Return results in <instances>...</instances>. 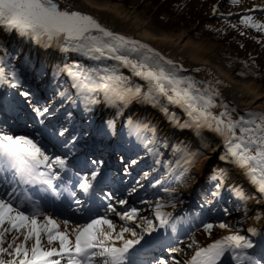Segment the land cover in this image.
I'll return each instance as SVG.
<instances>
[{
	"label": "snow or ice",
	"instance_id": "6c2138e0",
	"mask_svg": "<svg viewBox=\"0 0 264 264\" xmlns=\"http://www.w3.org/2000/svg\"><path fill=\"white\" fill-rule=\"evenodd\" d=\"M231 2L239 4L241 0ZM258 7L264 10V6ZM217 11L218 6H214L213 14ZM253 11L247 9L249 14L243 15L240 23L245 28H254L264 33V21L254 19L250 14ZM0 25L36 41L56 43L64 51L80 52L95 61L116 62L91 70L79 65L66 67L74 77L73 87L79 90L85 103H98L97 96L103 94L107 103L119 107H126L134 99L157 104L161 98L169 104L182 107L189 118L183 124L174 113H168L167 107L163 111L181 128H191L197 132L208 129L220 135L226 149L221 159H228L243 170L264 200V112L249 111L234 118L229 105L217 103L216 98L221 93L210 83L202 84L192 77L181 75L182 65H177L145 43L113 32L92 15L62 8L58 0H0ZM122 67L131 69L134 76L145 81L147 91L142 86L131 85L130 79L119 71ZM4 84L16 88L20 86V79L15 69L8 67L6 70L4 61L0 59V85ZM22 95L27 97L29 93L24 92ZM60 95L64 96L65 93ZM217 107L223 110L214 112L213 109ZM34 111L44 116L48 108H36ZM141 128L154 133V129L146 124ZM65 131H60L59 135L63 136ZM156 143L153 139H147L145 146ZM161 147H167V142ZM148 150L153 152L152 148ZM173 150L183 161L179 174L174 177L178 181L185 175L184 165L190 166L194 160L186 145H174ZM155 154L160 155L158 149ZM92 163L95 165L97 162ZM131 163L135 164L136 161ZM171 164L172 161L167 162V165ZM177 164H180V160ZM57 169H67L65 158L48 155L40 143L29 136L12 135L0 130V173L10 172L14 181L6 193L8 198L0 195V264H129L130 249L141 243L145 233L155 230L153 220L145 218L147 226L142 227L140 233L126 225L117 230L108 213H115L121 221H133L138 215L136 208L121 213L109 203L106 214L98 215L83 224L71 225L68 220H64L61 230V223L52 216L45 215L41 219L39 207L34 205L33 211L26 213L14 206L13 201L19 196L17 184H40L44 186L43 191L59 197L57 182L61 181V171ZM98 175L97 166L90 177L79 178L78 188L87 193ZM225 176L223 170H217L212 177L221 181L216 184L217 189L222 186ZM161 183V180L156 181V184ZM135 190L132 189L133 192ZM233 190L242 200L249 198L242 190ZM163 191L171 195L174 189L164 188ZM214 195H219V192ZM30 199L25 195L19 203L23 204ZM106 199H111L110 193ZM73 202L80 204L79 200ZM116 203L125 204L127 201L121 199ZM164 207L162 203L156 204L155 219L161 227L170 226L174 229L175 223L170 224L171 213L163 211ZM224 211L227 214V209ZM203 227L211 234L214 227L229 229L230 225L223 222L218 225L206 223ZM248 232L255 235L256 229L249 228ZM125 233H130L132 238H125ZM115 241L122 243L117 246ZM188 247L192 248L193 244ZM252 247L253 243L248 236L242 235L239 230H232L206 246L196 245L194 254L186 264H219L225 253L231 254L235 264H260L246 251ZM171 251L179 252L180 249L174 248ZM131 264H135V261L132 260ZM160 264L167 262L160 261Z\"/></svg>",
	"mask_w": 264,
	"mask_h": 264
},
{
	"label": "bare ground",
	"instance_id": "6f19581e",
	"mask_svg": "<svg viewBox=\"0 0 264 264\" xmlns=\"http://www.w3.org/2000/svg\"><path fill=\"white\" fill-rule=\"evenodd\" d=\"M122 1L124 0H58L62 8L68 10H77L92 15L103 26L107 27L113 32L145 43L158 51L162 56L173 60L177 65H182L183 70L180 73L181 75L192 77L202 84L210 83L214 88L218 89L220 93L222 92V94L216 98L217 103L229 105L230 110L233 111L234 118L238 115L246 114L249 111L257 113L264 112V89H262L261 85L256 80L237 79L226 69L224 64L219 63L218 59L220 58V55L214 50L216 45L212 41L197 40L196 36L193 35L190 30L180 29V32H178L179 30L166 31L163 29H156L155 26L152 25L153 23H149L138 14L137 9L127 8ZM127 2L128 0L125 1V3ZM0 36L9 44H16L24 49H31L35 46L34 41H32L29 37L22 35L15 30H8L4 25H0ZM39 47L41 49L40 45ZM47 47L49 49L45 48L42 51L47 52V54H45L51 57L50 60H53L54 57L58 56L65 57L67 53L74 54V52L75 54H78V56L82 55L85 58H89L80 52L64 51L62 47L55 44H51ZM61 60L65 66L66 60L64 58ZM123 68L127 72V76H130L128 77L129 79L131 78L133 81L142 80L141 78L134 76L131 69L126 67ZM196 69L200 70L196 71ZM209 69L212 70V73L208 72ZM38 75L40 76L41 74ZM47 77L48 75H46L44 78ZM63 78L64 80H69L70 84L68 93H65L64 96H55V99L57 100L54 103V109H56L57 113L58 111L64 110L67 107H71L76 112L75 125L77 127L84 123L87 118H91L93 115L98 113H101L102 117L113 115L117 118V128L114 132V141L110 146V149H104L103 153H97V150H94L91 152V154L96 155L97 157H92L90 159H85L87 156L86 153L88 152V150H86L87 147H85L86 149L84 148L85 151H87L86 153L81 151V149L76 150V139L71 138V134L64 133L63 136H60V131L55 132L54 130L47 135V132L49 133V129H45V132H42L41 137L44 145H41V147L45 149L48 155L55 156L58 154V156L62 155L70 158L66 160V170L57 169L58 171H61V181L57 182L58 191L60 193L59 197L54 196L50 192L43 191L44 186L40 184L16 185L17 189L21 188L20 191H22L21 193L24 195L28 196L30 193H32L36 195L37 198H39L34 201H26L28 204H34L36 207H39L41 219L45 215L52 216L53 219L61 223V230H63L62 222L64 220H68L71 225L83 224L99 215L98 207L100 206L102 196H99L98 193L100 192L102 186L107 185L112 188V192L116 191V193L117 190H119V192L132 191L131 188L135 187L134 185L132 186V184H130L128 181L117 180L119 179L118 175H115L113 178L110 177V171L111 164H117L115 155L118 149L121 148V144L124 143L123 136L121 137L119 130L122 127L127 114L133 112L138 118H144L145 122L150 123L151 121L154 125H156L158 128L156 136L165 137L170 143L184 141L191 145L200 146V144H203L206 136L212 137L209 151L195 167V176L193 177L191 174L190 177H185L177 183V187H180L182 195L192 201V203H188L186 201L182 202L179 207L184 208L183 210L190 214L193 213L191 208L193 204V197H196L200 186H204L207 171L212 167H216L218 170H223L224 173H226L225 184L224 188L221 189L219 197L222 199L225 194H230L243 202L245 215L241 220L243 223L242 228H232L230 230L221 229L220 234L217 237H215L213 240H210L209 242H203L201 246H206L207 244L212 243L214 240H218L223 236L228 235L229 231L239 230L242 235L248 236L253 243V247L246 250L248 255L251 256L254 261L261 257L264 259V200L261 199L260 194L256 190L255 186L250 182L249 178L244 174L243 170L239 169L230 160L221 159V157L225 155L226 149L224 140L220 135L208 129H201L199 132H197L191 128L179 127L169 118L168 113H174L180 123L183 124L189 119L185 113V110L178 105L169 104L163 98H161L160 103L157 104L145 102L140 99H134L126 107H119L107 103L103 99V94L102 96L100 94L97 96V99L99 100L98 103L87 104L84 102L83 96L79 93V90L73 87V83L75 82L74 77L71 76L65 68L63 70ZM43 83L46 86L48 85L47 81H44ZM48 88V91L53 90V88L51 89V86ZM0 89L3 91L2 94L0 93V99H4L8 91L5 86L2 87V85H0ZM69 93L70 95H73V98L68 101L65 99ZM13 94L16 95L15 92H13ZM7 95L10 96V94ZM63 100H65L64 103H62ZM47 107L49 108L50 104H48ZM164 107H167L168 113L163 111ZM4 109V107H1L0 109V120L8 126V132L11 134L17 129L22 130L20 129L22 126L15 124V120L12 118L9 112L8 114L4 115ZM217 109V113L223 110L220 107H217ZM18 111L20 115L27 116V113L29 115V111L25 108H19ZM49 112L50 111L48 109V113ZM45 114L47 115V113ZM50 115L51 117L48 118L47 123L48 127H53V123L50 121L53 119L54 114ZM23 116L17 117L20 119V123L25 125V117ZM28 117L29 116H27V118ZM41 118H44V116ZM58 122L59 121L55 122L56 126H58ZM29 124H32V129L34 132L38 130V124L35 125L34 123H30V120ZM45 125L46 122L43 124V126ZM77 127L74 128L76 129ZM26 132L25 134H27ZM19 133L24 134V131H19ZM37 134H39V131L38 133H35L36 136ZM132 144L133 142L130 145L131 148L129 147V151L126 152L130 155H137V161L135 164H146L152 168L145 176H143V179L140 182L147 183L151 177L155 175L157 176L161 172L168 173L167 175L162 176L161 184L155 185L157 190L158 185H164V179L177 174L176 171L171 169L166 171H164L162 168L159 169L155 162L151 163V167L150 162L153 159V154L151 152L141 151L139 149V144L135 141L134 146ZM65 145H68V147H65ZM79 153L81 154L79 155ZM91 154L88 156L91 157ZM95 159L100 160L99 165L101 168L99 169V175L97 176L96 180L92 182V188L87 193H84L83 190L79 189L77 186L78 182H80L79 178L91 176L92 168H88L89 162H93ZM88 160L90 161L88 162ZM82 170H84V172L80 174L79 172H82ZM0 175H3V173H0ZM5 177L9 178L8 184L12 187L14 184L12 174L7 172V174L5 173ZM7 178L0 176V181L6 182ZM112 180H114V183H112ZM163 188L166 187L164 186ZM168 188L170 189V187ZM234 188L242 190L245 196L249 198L242 200L239 196H237L236 192L233 190ZM162 192H164L163 189ZM73 193L74 195H72ZM164 193L165 195L158 199L157 203L164 204L165 207L162 210L171 213V220L174 218L173 220L175 221L177 216H179L178 214L180 213L181 209L177 207H171V203H173L177 197L179 198V196H176V194L173 193H171V195H169L167 192ZM116 195L117 194L115 193H111L110 199V203H112L115 207L119 206V204L116 203ZM132 196L133 197L130 198L131 201L139 199L136 193H134ZM182 198L184 197L182 196ZM74 200H79L80 204H75L73 202ZM150 204H152L151 201H148V205ZM16 207L20 206L16 205ZM20 209L26 211V213H31L33 211V208L27 207H20ZM137 210L138 214L144 212L143 209ZM145 210L152 209H150V207H146ZM54 211H56V213ZM150 215L154 216V212ZM198 215L199 212H196L195 215L186 214L185 216L178 217L180 219L174 222L176 224L174 229L169 226L161 227L159 225L158 229H155L151 233H145L141 243L130 249L129 264H131L132 260L135 261V264H149V262L153 259V255H155L154 251H156L158 247L161 246V243L165 244L168 240L173 241L177 236V233L184 232L187 227H191L193 223H195V219L198 218ZM257 216L260 218L257 219ZM193 217H195V219ZM171 220L170 223L173 222ZM135 222L143 223L145 220L136 219ZM134 227H136L137 232L140 233L143 226L134 223ZM249 228H255L256 234L253 235L251 232H248ZM117 230H119V228H117ZM125 238L131 239L132 237L130 233H125ZM156 240H158L157 243L155 242ZM148 242L151 243V245H147ZM154 242L156 243L155 245ZM115 243L117 246H120L122 242L115 241ZM167 252L172 251L167 250ZM167 260V258H161V261L167 262ZM219 264H235V261L232 260L231 254L227 253L222 261L219 262Z\"/></svg>",
	"mask_w": 264,
	"mask_h": 264
},
{
	"label": "rangeland",
	"instance_id": "374dc122",
	"mask_svg": "<svg viewBox=\"0 0 264 264\" xmlns=\"http://www.w3.org/2000/svg\"><path fill=\"white\" fill-rule=\"evenodd\" d=\"M122 2L129 9H137L138 14L149 23H153L152 25H154L156 29H163L166 31L179 30L178 32H180V29L190 30L191 33L196 36L197 40L212 41L216 45L214 50L220 55V58L218 59L219 63L224 64L226 69L237 79L256 80L261 85L262 89H264V33L257 32L254 28H245L240 23L241 17L249 14L247 9L250 8L254 9V11L250 13L254 19L264 21V10H261L258 7L264 6V0H241L239 4H233L231 0H128V4L125 3V0ZM214 6H218L216 14H213ZM220 13H223L224 15H220ZM229 13H231V15H229ZM233 24L237 25V27H231ZM241 33L244 34L242 35ZM30 39L34 41V45L36 47L34 46V48L31 49H24L19 45L9 44L2 37L0 38V59L4 61L6 70L8 67L14 68L20 79L19 87L12 88L6 84L2 85V87L5 86L8 91L7 94H10V96L6 94L5 98L0 102V107H7L13 114L20 116L18 111L20 107L18 103H20V105H23L25 109L32 114V117L35 120V125H39L36 132L33 131L32 124H28L27 127L30 131L26 132L27 134L19 132L11 134L26 135L35 139L38 143H40V145H44L41 134L42 132H45V129H49V133L47 132V135L54 130L55 132H59L66 129L67 131H65V133L71 134V138L76 139V150L81 149V151L85 152V147L89 145L88 151L92 148V146H94L97 151L110 149V146L114 141V132L117 128L116 116L110 115L102 117V114L98 113L93 115L91 118H87L84 123L77 127L75 125L76 112L71 107H67L57 113L56 109H54V103L57 100L55 99V96H60L61 93H68L70 81L64 80L63 78L64 68L66 69V67L79 65L85 69L91 70L103 67L104 65L114 64L116 62L95 61L91 58H85L82 55L78 56L75 52L74 54L67 53L65 57L58 56L54 57L53 60H50L51 57L47 56V52L42 50L45 48L49 49L47 46H50L51 44H57L36 41L33 38ZM39 45L41 46V49ZM63 58L66 60L65 66L61 60ZM119 71L126 78L130 77L127 76L128 74L123 67L120 68ZM208 72L212 73V70L209 69ZM36 73L37 75H35ZM38 74L41 75L39 76ZM46 75H48V77L44 78ZM43 79L48 82L51 89L53 88L52 91H48L49 86L44 85ZM130 83L133 86H142L144 87V90L147 91L146 82L143 80L133 81V79L130 78ZM13 92H15L16 95L13 94ZM24 92H28L29 95L25 97L22 95ZM0 93H3L2 89H0ZM72 98L73 95H70L69 93L65 100L69 101ZM65 100H63L62 103H64ZM48 104H50L51 108L47 107ZM45 107H47L50 112H47V115L45 114L44 118H41L42 116L37 115L34 109L39 108L43 110ZM213 111L217 112L218 109L215 108ZM50 114H54L53 119L50 121L53 123V127H46L48 125V118L51 117ZM56 121H59L57 125L60 127L56 126ZM130 121L131 123H129ZM45 122L46 126L43 127ZM150 123L145 122L144 118H138L135 116V113L130 112L127 114L125 121L119 130L121 137L123 136L124 143L121 144V148H117L118 151L115 155L117 164H115L112 172H110V177L113 178L115 175H118L119 179L117 180L130 182L132 186H135L131 189L135 188L136 192H119V190H117L116 193L115 191L114 193L117 194V200L122 199L127 201L125 204H119L116 209L117 212L121 213L130 211L132 208L143 209L144 212L139 213L136 219H151L153 220L155 229H158L160 225L159 221L150 214L154 212L158 199L165 195V193L162 192V189H164L163 187L165 186L166 188L170 187V189H174V192L172 193L176 194V196L178 195L179 198L177 197L176 200L171 203V207L181 209L178 214L179 216H177L175 221L180 219L178 217L185 216L186 214L195 215L196 212H199V215L197 216V219L193 217L196 220L195 223H193L191 227H187L184 232L177 233V236L173 241L168 240L165 244L161 243V246L154 251L155 256H153V259L149 262V264H160L161 258H167V264H175L176 261H178L179 264H186V262L194 254L196 245L201 246L203 242H209L220 234L221 228L214 227L211 234H209L208 231L204 229L203 225L206 223L218 225L223 222L230 225L229 229L224 230H230L232 228L240 229L243 224L241 220L245 215L244 205L243 202L230 194H225L222 199H220L219 195H214L217 191L220 194L221 189L224 188L225 178L222 181V186L217 189L216 184L221 181L212 179L218 170L216 167H212L207 171L204 186H200L196 197H193V204L191 207L193 213L190 214L183 210L184 208L179 207L182 202L186 201L188 203H192V201L182 195L180 187H177V183L185 177H190L191 174L193 177L195 176V167L209 151L212 137L206 136L203 144H200V146L191 145L184 141L170 143L165 137H157L156 133L158 128L151 121ZM110 124L111 126H109ZM145 124L148 125L150 129H154V133L149 132L147 129H142L141 126ZM0 125L2 127H0V130L10 134L6 130V124ZM22 127L26 129V126ZM74 127L77 128L75 129ZM138 129L140 130L138 131ZM38 131L39 134L36 136L35 133H38ZM147 139H153L157 141V143L154 145L150 144L146 147L145 141ZM134 141L139 144V149L143 152H149V148L153 149V152H151L153 154V159L150 162L151 167V163L155 162L159 169L162 168L164 171L171 169L176 171L177 174L164 179V185H158L157 190L155 187L156 181L161 180L162 176L167 175L168 173L161 172L157 176L155 175L151 177L147 183L140 182L143 179V176H145L152 168L146 164L131 163L132 161H137V155L129 157L126 151H129V147L131 148L130 145L132 142V145L134 146ZM165 141L167 142V147H161ZM178 144L187 146L188 151L193 154L194 162L190 166L184 165V168L186 169L185 175L177 181L174 177L179 174L181 170L180 165L183 164L179 154H175L173 150V146ZM156 149L159 150L160 155L155 154ZM122 152L127 153V158L122 154ZM55 156H58V154ZM89 156L85 157V159L97 157L96 155H91V157ZM62 157L66 160L70 158L67 156ZM157 160L160 162L157 163ZM178 160H180V164H177ZM89 161L90 160H88V162ZM95 161L97 162L95 165L92 162H89V168H92V171L97 166L99 169L101 168L99 165L100 160L95 159ZM168 161H172V164L167 165ZM5 173L7 174V172H4L3 175L0 176L7 178L5 177ZM7 181H9V178H7ZM112 181L114 183V180ZM3 185L4 181H0V195H5V198H8L6 193L10 189L3 187ZM107 193H112V189L102 188L98 193L99 196H102L100 206L98 207L99 215L106 214L107 205L110 203V199H107L108 201L106 200V197L108 196ZM134 193L137 194L139 199L131 201L130 198L133 197L132 195H134ZM29 196L32 197L33 200L37 199L32 193H30ZM182 196L184 198H182ZM23 198L24 197L21 193H19L17 200L13 201L14 206L17 205L20 207L33 208L34 204H28L26 200L23 204H20L19 200ZM148 201H151L152 204L148 205ZM146 207H150L152 210H145ZM225 209H227V214L224 211ZM108 216L113 220L117 228H120L122 225H126L136 229V227H134V223L142 225L143 227L147 226L145 222H135L136 219L133 221H121L115 213H108ZM173 219L174 218H172L171 221L175 222ZM157 241L158 240L155 242L157 243ZM155 242L154 245L156 244ZM189 244H193V247L189 248ZM147 245H151V243L148 242ZM174 248H178L180 251L167 252V250H172ZM256 261H259L260 264H264V259L262 257L256 259Z\"/></svg>",
	"mask_w": 264,
	"mask_h": 264
},
{
	"label": "trees",
	"instance_id": "16d2710c",
	"mask_svg": "<svg viewBox=\"0 0 264 264\" xmlns=\"http://www.w3.org/2000/svg\"><path fill=\"white\" fill-rule=\"evenodd\" d=\"M125 1H126V0H125ZM165 1H167V0H165ZM126 4H128V2H127Z\"/></svg>",
	"mask_w": 264,
	"mask_h": 264
},
{
	"label": "water",
	"instance_id": "95a60500",
	"mask_svg": "<svg viewBox=\"0 0 264 264\" xmlns=\"http://www.w3.org/2000/svg\"><path fill=\"white\" fill-rule=\"evenodd\" d=\"M207 19H211V18H207Z\"/></svg>",
	"mask_w": 264,
	"mask_h": 264
}]
</instances>
